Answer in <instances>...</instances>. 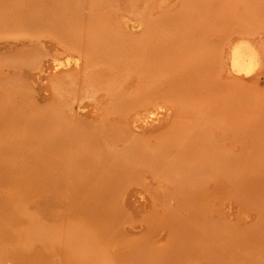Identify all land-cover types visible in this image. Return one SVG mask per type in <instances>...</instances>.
I'll return each instance as SVG.
<instances>
[{
	"label": "rangeland",
	"instance_id": "rangeland-1",
	"mask_svg": "<svg viewBox=\"0 0 264 264\" xmlns=\"http://www.w3.org/2000/svg\"><path fill=\"white\" fill-rule=\"evenodd\" d=\"M0 259L264 264V0H0Z\"/></svg>",
	"mask_w": 264,
	"mask_h": 264
},
{
	"label": "bare ground",
	"instance_id": "bare-ground-1",
	"mask_svg": "<svg viewBox=\"0 0 264 264\" xmlns=\"http://www.w3.org/2000/svg\"><path fill=\"white\" fill-rule=\"evenodd\" d=\"M259 48L260 46L257 47L247 39H240L235 43H233L230 48V54H229L230 67L233 70V72H236V74L238 73L240 75L241 74L246 75L257 71V69L262 64V57H263ZM73 63L77 64L78 58H76L75 60L72 59L70 56L65 60L56 58L54 68L58 69L62 66L64 68L65 66H70V64Z\"/></svg>",
	"mask_w": 264,
	"mask_h": 264
}]
</instances>
